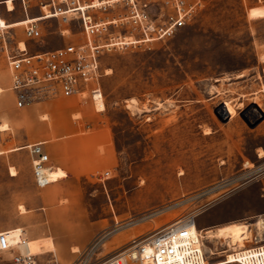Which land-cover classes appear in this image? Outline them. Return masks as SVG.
Listing matches in <instances>:
<instances>
[{
  "label": "rangeland",
  "instance_id": "obj_1",
  "mask_svg": "<svg viewBox=\"0 0 264 264\" xmlns=\"http://www.w3.org/2000/svg\"><path fill=\"white\" fill-rule=\"evenodd\" d=\"M197 1L172 37L103 54L104 106L80 96L89 102L91 123L79 114L72 123L76 132L105 129L116 162L110 178L82 182L71 198L65 188L35 186L27 150L5 153L17 132L2 119L19 112L11 93L0 97V121L9 126L0 137V230L22 228L40 264H73L87 255L102 261L135 238L191 217L198 231L247 224L249 240L253 224L264 223V119L253 125L264 114V0ZM69 34L49 21L42 44L30 45L49 50L83 39L79 28ZM226 102L235 110L229 118L219 114ZM52 195L57 201L45 204L43 196ZM52 210L74 219L50 220ZM44 237H53L54 252L50 239L39 241ZM205 244L215 253L205 264H232L222 262L236 250L229 241Z\"/></svg>",
  "mask_w": 264,
  "mask_h": 264
},
{
  "label": "built area",
  "instance_id": "obj_2",
  "mask_svg": "<svg viewBox=\"0 0 264 264\" xmlns=\"http://www.w3.org/2000/svg\"><path fill=\"white\" fill-rule=\"evenodd\" d=\"M199 3L197 0H0V97L12 92L19 109L57 93L65 97L88 95L96 104L97 97L104 100L100 79L101 60L106 51L172 37L187 25ZM49 21H57L62 36L70 35L72 27L79 28L82 41L55 49H34L30 43L42 44L44 27ZM5 77L8 85L4 84ZM2 125L0 121V137L9 131ZM22 149L31 156L37 188L60 180L51 173L53 167L42 144H28ZM3 153L0 143V155ZM110 175L106 171L100 176L108 179ZM160 213L154 212L148 218ZM138 222L121 226L127 228ZM195 224L194 217L180 220L152 235L131 240L108 259L95 262L87 255L73 264H204L209 262L213 249L207 251L205 238L194 234ZM255 226L256 234L251 240L246 239L251 245L234 250L232 263L264 264V226ZM0 261L40 264L26 233L23 231L16 240L9 229L0 230Z\"/></svg>",
  "mask_w": 264,
  "mask_h": 264
},
{
  "label": "crops",
  "instance_id": "obj_3",
  "mask_svg": "<svg viewBox=\"0 0 264 264\" xmlns=\"http://www.w3.org/2000/svg\"><path fill=\"white\" fill-rule=\"evenodd\" d=\"M6 93L8 95L11 93L14 108L19 112L13 113L16 114L15 116L2 119L8 121L17 132V137L13 140L14 148H22L28 144H42L44 151L49 155L50 165L61 176L60 180L48 187L65 188L69 190L67 195L71 198L73 191L70 190L78 188L82 182L96 180L99 175L114 168L116 158L109 133L105 129L76 132L73 126L74 114H79L83 122L91 123L92 118L88 116L90 112L88 101L82 102L79 95L65 97L57 93L19 109L15 105L14 94L9 91ZM99 105L97 104L96 107L99 108ZM43 200L45 204H51L57 201V197L43 196ZM46 216L50 220L74 219V216L68 212L55 210L49 211ZM72 227L78 234L84 230L82 226ZM101 227L102 225L97 226L96 232H99ZM49 239L53 244V251L49 249V252H54L56 246L53 237H44L39 241ZM74 250L77 251V248L74 247Z\"/></svg>",
  "mask_w": 264,
  "mask_h": 264
},
{
  "label": "bare ground",
  "instance_id": "obj_4",
  "mask_svg": "<svg viewBox=\"0 0 264 264\" xmlns=\"http://www.w3.org/2000/svg\"><path fill=\"white\" fill-rule=\"evenodd\" d=\"M22 47H23V45H22ZM97 104H104V102H103L102 99L97 97L96 106H97ZM252 108L256 109L259 112L258 108H255V107H252ZM219 114L222 117L229 118V117H232L235 114V110L230 106L229 103L226 102L225 105H222V107L219 109ZM259 115H260V112H259ZM258 117H256V118H258ZM2 128L3 129H7V128H9V126L8 125H2ZM21 149L22 148H18V149L11 148V149L7 150V152H5V153L8 154L10 152H14L16 150H21ZM51 173L55 177L61 179V176L58 175L55 172L54 168H52ZM17 174H18L17 171L12 168L11 169V176L15 177V176H17ZM255 224L258 226V228H261L262 226H264L263 225L264 224L263 220H261V219L256 221ZM10 230L12 231V235L15 237L16 240L20 239V235L24 231L21 228H19V229L18 228L10 229ZM193 232H194V234L196 236H198V237L201 236V237H203V238H205L207 240L221 239V240L229 241L230 245L234 247L233 249H237L238 247H243L244 246L245 240L250 237V234H251L252 231L250 230V228H249V226L247 224H244V223H232V224H229V225L224 226V227H218L216 229H205V230H202V231H198L196 226H195L194 229H193ZM48 244H49V246L53 247V244L51 242H49ZM206 249H207V251L210 250V248L207 247V246H206ZM210 254L213 255L215 253H214V251H212ZM230 256H232V259H229ZM233 258H234V256H233V253H232V254L228 255L226 260H222V262H229V261L233 262ZM205 263H210V262H205Z\"/></svg>",
  "mask_w": 264,
  "mask_h": 264
},
{
  "label": "water",
  "instance_id": "obj_5",
  "mask_svg": "<svg viewBox=\"0 0 264 264\" xmlns=\"http://www.w3.org/2000/svg\"><path fill=\"white\" fill-rule=\"evenodd\" d=\"M255 108H257L256 105H254ZM259 110V109H258ZM260 112V111H259ZM264 119V114H261L259 118L255 119V123L253 124L254 126L257 125L259 122H261ZM248 123L252 124L250 121Z\"/></svg>",
  "mask_w": 264,
  "mask_h": 264
}]
</instances>
